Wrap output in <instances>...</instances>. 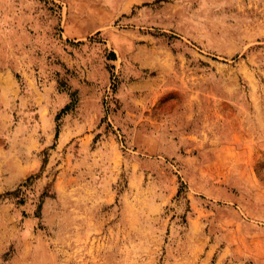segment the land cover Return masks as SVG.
<instances>
[{"label": "rangeland", "instance_id": "1", "mask_svg": "<svg viewBox=\"0 0 264 264\" xmlns=\"http://www.w3.org/2000/svg\"><path fill=\"white\" fill-rule=\"evenodd\" d=\"M0 264H264V0H0Z\"/></svg>", "mask_w": 264, "mask_h": 264}]
</instances>
